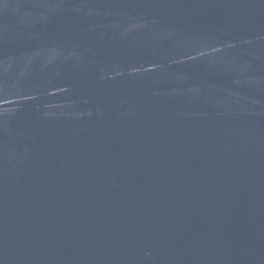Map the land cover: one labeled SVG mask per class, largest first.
<instances>
[{"label": "water", "instance_id": "95a60500", "mask_svg": "<svg viewBox=\"0 0 264 264\" xmlns=\"http://www.w3.org/2000/svg\"><path fill=\"white\" fill-rule=\"evenodd\" d=\"M0 264H264V0H0Z\"/></svg>", "mask_w": 264, "mask_h": 264}]
</instances>
